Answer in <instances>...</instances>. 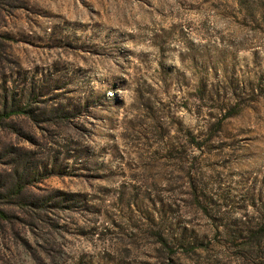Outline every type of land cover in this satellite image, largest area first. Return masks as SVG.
Instances as JSON below:
<instances>
[{"label":"rangeland","instance_id":"1","mask_svg":"<svg viewBox=\"0 0 264 264\" xmlns=\"http://www.w3.org/2000/svg\"><path fill=\"white\" fill-rule=\"evenodd\" d=\"M0 115V264H264V0H0Z\"/></svg>","mask_w":264,"mask_h":264},{"label":"trees","instance_id":"2","mask_svg":"<svg viewBox=\"0 0 264 264\" xmlns=\"http://www.w3.org/2000/svg\"><path fill=\"white\" fill-rule=\"evenodd\" d=\"M12 112V111H11ZM4 114H6V113H4ZM3 115V114H2ZM2 115H0V118L2 117ZM9 115V114H8Z\"/></svg>","mask_w":264,"mask_h":264}]
</instances>
